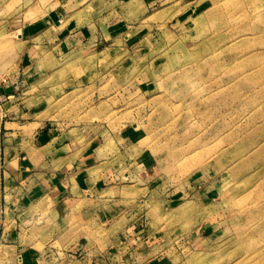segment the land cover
I'll return each instance as SVG.
<instances>
[{
    "label": "rangeland",
    "instance_id": "374dc122",
    "mask_svg": "<svg viewBox=\"0 0 264 264\" xmlns=\"http://www.w3.org/2000/svg\"><path fill=\"white\" fill-rule=\"evenodd\" d=\"M53 1L0 0L1 78L23 52L39 61L30 86L9 84L27 101L25 121L75 128L86 146L122 134L120 147L143 159L131 168L149 185L131 194L147 203L125 218L157 240L143 262L264 264V0H72L46 32ZM43 216L33 250L61 252ZM106 225L86 249L106 250L118 231ZM28 255L0 241V264H36Z\"/></svg>",
    "mask_w": 264,
    "mask_h": 264
},
{
    "label": "crops",
    "instance_id": "0c3cea01",
    "mask_svg": "<svg viewBox=\"0 0 264 264\" xmlns=\"http://www.w3.org/2000/svg\"><path fill=\"white\" fill-rule=\"evenodd\" d=\"M61 1L52 2L58 8L50 9L45 17L46 32L54 29L51 18L63 19L65 11L61 9H66L72 0ZM30 51L22 53L16 72L5 78L0 75V105L6 118L1 123L3 139L0 141V218L3 219H0L3 223L0 241L10 249L25 248L29 260L37 258L36 264H56L53 258L60 254L66 256L64 264H150V261H143L146 248L157 242L154 234L149 233L146 223L125 222L126 217H134L136 207H144L147 203L131 194L133 190L144 192L149 185L148 175L144 176L142 171L135 174L140 166L131 168L142 164L143 159L133 161L131 149L120 147L124 142L122 134L113 144L102 140L99 144L92 142L86 146L75 136V128L62 131L58 124L48 123V129L41 130L45 123L32 118L25 121L31 113L23 107L27 101L20 95L11 97L14 91L9 84L31 85L32 78L27 79L25 74L31 77L39 61L35 52ZM41 53L51 62L57 60L52 52ZM60 53L62 55V52L58 55ZM44 170H47L45 175ZM137 201L140 203L135 204ZM40 216L46 219L43 222L50 224L52 233L58 229L63 235L60 240L54 238L50 242L54 250L59 248L61 252L43 254V250L50 247L47 244L39 245L42 248L39 252L33 250L38 247L37 241L32 243L31 239L39 231ZM107 223H113V229L116 227L118 231L108 238L109 244L104 251H97V246L88 241L94 253L91 255V250L83 246V239ZM23 225L29 232L25 237ZM32 231L33 236H30ZM133 253L137 260L130 263L128 259Z\"/></svg>",
    "mask_w": 264,
    "mask_h": 264
},
{
    "label": "built area",
    "instance_id": "2783aa9c",
    "mask_svg": "<svg viewBox=\"0 0 264 264\" xmlns=\"http://www.w3.org/2000/svg\"><path fill=\"white\" fill-rule=\"evenodd\" d=\"M3 113H2V109H1V105H0V124L2 123V120H3Z\"/></svg>",
    "mask_w": 264,
    "mask_h": 264
}]
</instances>
